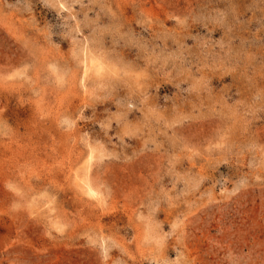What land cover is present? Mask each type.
<instances>
[{
  "label": "rangeland",
  "instance_id": "obj_1",
  "mask_svg": "<svg viewBox=\"0 0 264 264\" xmlns=\"http://www.w3.org/2000/svg\"><path fill=\"white\" fill-rule=\"evenodd\" d=\"M0 264H264V0H0Z\"/></svg>",
  "mask_w": 264,
  "mask_h": 264
}]
</instances>
